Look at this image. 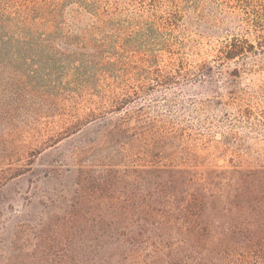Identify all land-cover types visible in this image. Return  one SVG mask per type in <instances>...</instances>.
Returning <instances> with one entry per match:
<instances>
[{"label":"trees","instance_id":"16d2710c","mask_svg":"<svg viewBox=\"0 0 264 264\" xmlns=\"http://www.w3.org/2000/svg\"><path fill=\"white\" fill-rule=\"evenodd\" d=\"M139 1L144 9L132 16L110 0H0L6 169L31 172L34 157L75 136L66 166L46 170L62 183L52 200L66 205L65 228L55 230L63 264H264V92L208 100L218 113L178 123L192 112L178 97L186 83L218 99L219 88L235 86L217 79L226 62L264 69V0H164L165 10L163 0ZM163 30L197 38L155 49ZM204 37L219 45L189 68L185 50ZM214 123L246 130L212 145L227 165L169 160L176 148L204 145Z\"/></svg>","mask_w":264,"mask_h":264},{"label":"rangeland","instance_id":"374dc122","mask_svg":"<svg viewBox=\"0 0 264 264\" xmlns=\"http://www.w3.org/2000/svg\"><path fill=\"white\" fill-rule=\"evenodd\" d=\"M111 3H117L120 13L132 15L142 13L143 4L139 0H110ZM167 2L162 1V10L167 9ZM134 16V15H132ZM145 17V15H143ZM197 35L190 31L170 32L167 30L157 31L156 40L152 43L154 48L164 47V44L181 46L182 40L189 38L196 39ZM219 41L216 37H205L197 39L192 49L187 52L188 67L191 68L197 63L210 59ZM182 47V46H181ZM161 67H168L160 62ZM239 66L240 68H236ZM219 83L231 81L234 84L232 90L227 91L226 87L219 88L218 99L214 93L207 90L195 82H188L183 86L185 91L178 95L179 99L187 104L193 102L191 111H185L182 114V120L178 123L189 126H198L201 122L210 118L214 113H218L208 100L219 103H227V99L235 100L250 96H258L264 92V69L255 72L242 71L241 65L234 61H228L221 66ZM161 104V103H160ZM177 109V105H173ZM166 107L161 106V110ZM230 116L234 114L232 106L227 107ZM210 138L206 139L204 145L193 147L192 152L179 151L182 148H176L172 151L169 160L178 165H187L192 167H201L202 165H227L228 155L226 153H215L212 145L216 143L224 133L233 129L238 134H243L246 130L243 126L234 125L232 128L227 124L214 123L212 125ZM207 137L206 132L204 138ZM75 139L65 138L57 146L45 149L33 158L30 165L31 172H26L12 177L11 172L7 170V164L3 161L5 155L4 147L0 145V175H6V183L0 188V264H63L61 254L65 248L63 234L55 232L56 229L63 232V214L66 205L60 200H52L54 192L61 187L59 178H48V165L56 160H62L63 155L67 154L69 142ZM193 138L184 140L183 144L188 148ZM134 149L140 147V142H134ZM68 164V163H67ZM70 164V163H69ZM65 165V164H64ZM66 166V165H65ZM114 264V263H113Z\"/></svg>","mask_w":264,"mask_h":264}]
</instances>
